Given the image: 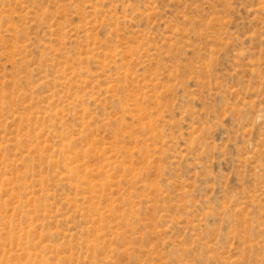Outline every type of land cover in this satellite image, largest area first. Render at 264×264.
<instances>
[{"label":"rangeland","instance_id":"1","mask_svg":"<svg viewBox=\"0 0 264 264\" xmlns=\"http://www.w3.org/2000/svg\"><path fill=\"white\" fill-rule=\"evenodd\" d=\"M0 264H264V0H0Z\"/></svg>","mask_w":264,"mask_h":264}]
</instances>
